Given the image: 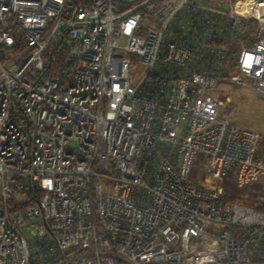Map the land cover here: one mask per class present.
Segmentation results:
<instances>
[{"label":"built area","instance_id":"2783aa9c","mask_svg":"<svg viewBox=\"0 0 264 264\" xmlns=\"http://www.w3.org/2000/svg\"><path fill=\"white\" fill-rule=\"evenodd\" d=\"M225 79L264 99V0H0V264H264V211L189 181L264 179Z\"/></svg>","mask_w":264,"mask_h":264},{"label":"rangeland","instance_id":"374dc122","mask_svg":"<svg viewBox=\"0 0 264 264\" xmlns=\"http://www.w3.org/2000/svg\"><path fill=\"white\" fill-rule=\"evenodd\" d=\"M219 102V117L229 119L236 126L250 129L264 139V99L258 97L248 85L238 86L228 79L218 83L211 91ZM261 147V140L259 141ZM205 159L202 155L194 157L189 174V181L196 184L207 183L217 189L223 199L246 207H264V179L258 178L240 184L235 175L222 180L207 179L202 171Z\"/></svg>","mask_w":264,"mask_h":264},{"label":"trees","instance_id":"16d2710c","mask_svg":"<svg viewBox=\"0 0 264 264\" xmlns=\"http://www.w3.org/2000/svg\"><path fill=\"white\" fill-rule=\"evenodd\" d=\"M50 61L51 59H54V61L51 62V64L49 65L50 68H55V69H60L62 68V64L66 63L68 65L69 68L73 67V62L66 60L65 56H58L56 55L55 57H50L48 58ZM229 67L233 68L234 66V57H229ZM226 203H230V200H227L226 198L223 199ZM253 208V207H252ZM255 210L258 211H264V207H254Z\"/></svg>","mask_w":264,"mask_h":264}]
</instances>
